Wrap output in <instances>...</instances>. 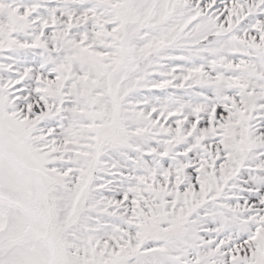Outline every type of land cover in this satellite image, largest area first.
Masks as SVG:
<instances>
[{"label": "snow or ice", "instance_id": "6c2138e0", "mask_svg": "<svg viewBox=\"0 0 264 264\" xmlns=\"http://www.w3.org/2000/svg\"><path fill=\"white\" fill-rule=\"evenodd\" d=\"M0 264H264V0H0Z\"/></svg>", "mask_w": 264, "mask_h": 264}]
</instances>
